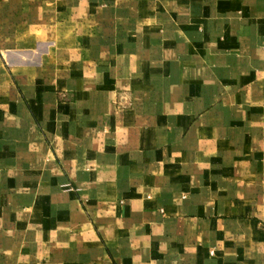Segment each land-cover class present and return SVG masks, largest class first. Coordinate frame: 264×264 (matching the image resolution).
Returning <instances> with one entry per match:
<instances>
[{
    "label": "crops",
    "instance_id": "1",
    "mask_svg": "<svg viewBox=\"0 0 264 264\" xmlns=\"http://www.w3.org/2000/svg\"><path fill=\"white\" fill-rule=\"evenodd\" d=\"M0 264H264V0H0Z\"/></svg>",
    "mask_w": 264,
    "mask_h": 264
}]
</instances>
